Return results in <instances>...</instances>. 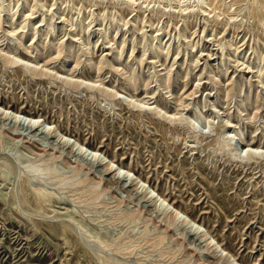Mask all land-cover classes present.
<instances>
[{"label":"rangeland","instance_id":"1","mask_svg":"<svg viewBox=\"0 0 264 264\" xmlns=\"http://www.w3.org/2000/svg\"><path fill=\"white\" fill-rule=\"evenodd\" d=\"M0 55V264H264V0H0Z\"/></svg>","mask_w":264,"mask_h":264},{"label":"bare ground","instance_id":"2","mask_svg":"<svg viewBox=\"0 0 264 264\" xmlns=\"http://www.w3.org/2000/svg\"><path fill=\"white\" fill-rule=\"evenodd\" d=\"M0 56H1V55H0ZM1 57H2L4 60H6L7 62H10V63H12V64H17V65H19V66H24V67H25L27 70H29L30 72H36V69H39V67H37V66H30V65H27V63L25 64L24 62H21L20 60H19V61H18V60H13L12 58H11L12 60H11V59L8 60L7 57H3V56H1ZM6 58H7V59H6ZM40 69H41V68H40ZM41 71H44V72L48 73L46 70H42V69H41ZM49 73H50V72H49ZM51 73H52V72H51ZM51 73H50V74H51ZM78 82H79V81H78ZM84 83H85V82H84ZM86 84H89V83H86ZM79 85H83V83L80 82ZM84 86H85V84H84ZM86 86H87V85H86ZM113 92H114V91H113ZM117 95H119V94H117ZM117 97H118V99L120 98L119 96H117ZM128 106L131 107V108H135V105H134L133 103H131L130 101H129V103H128ZM139 108H140V107H139ZM1 109H2V108H1ZM1 109H0V112H1L0 115H1V116L7 117V115L10 114V115H9V118L11 117V113H12V112L10 113L8 110L2 111ZM8 112H9V113H8ZM13 115H14V114H13ZM18 115H19V114H18ZM14 117H15V118H14ZM14 117L12 116L11 118H14V120H16V121L19 120V117H18L17 115H15ZM37 118H38V119H37ZM25 119H26V118H25ZM28 120H29V122H27V123H28V125H29V128H32V127L36 126L37 124H39V117H36V119H35V118H30V119H28ZM40 122L42 123V121H40ZM228 125H229V124H228ZM228 125H226V127H227ZM38 126H39V125H38ZM38 126H37V127H38ZM41 126H42V125H41ZM41 126H40V127H41ZM228 127H229V128H230V127L232 128L233 126L230 125V126H228ZM44 130H47V129L44 128ZM44 130H43V131H44ZM200 131H201V130H200ZM192 132H193V131H192ZM200 133H202V132H200ZM204 133H206V131H205ZM202 136H203L202 138L207 137L206 134H203ZM204 139H205V138H204ZM61 141H62V139H61ZM63 141H67V140H64V139H63ZM68 142H69V140H68ZM63 143L66 144L67 142H66V143L63 142ZM69 143H70V142H69ZM251 144H252V143L248 144V146L245 148V153H244V155H245V154H247V155H248V154H251V155H252V154H257V153L259 152V151H258V148H257V147H254V148L251 147V146H250ZM70 145H71V147H73L71 143H70ZM73 145H75V144L73 143ZM75 147H76V146H75ZM249 147H251L252 149H250ZM82 148H83V147H82ZM82 148H81V151H82V155H83V154H84L83 152H85V151H83L85 147H84L83 149H82ZM247 148H248V149H247ZM74 149H75V148H74ZM78 149H79V147H78ZM229 149H230V148H229ZM81 151H80V152H81ZM71 152H72V151H71ZM73 152H74V151H73ZM75 152H76V151H75ZM87 152H88V151H86V154H85V155H87ZM97 152H98V151H97ZM97 152L92 151V152H91V156H92V157H91L90 155H88V156H90V160H92V162H93L92 164L96 165L95 163H97V162H101V163L103 164L102 161L104 160V158H102L103 160L101 161V155L99 154V155H100V156H99L100 160H99ZM88 153H89V152H88ZM78 154H80L79 151H78ZM89 154H90V153H89ZM81 157H82V156H81ZM83 157H84V156H83ZM105 159H106V158H105ZM108 160H109V159H108ZM108 160H106V161H108ZM111 161H112V160H110V161H108V162H105V161H104V163H106V164H104V166H105V165L107 166V167L105 168V169H106L105 172H106V173H112V174H113V178L111 179V181L119 182V183H120V180H121L122 178H124V176H125L124 174H125L126 172H125L124 174H123L121 171L119 172L120 174H119L118 172L116 173L115 171L117 170V167L115 166V168H116V169H115L114 166H113V164H112L113 161H112V162H111ZM97 164H100V163H97ZM94 165H93V166H94ZM96 166H97V165H96ZM119 170H120V169H119ZM119 170H118V171H119ZM123 172H124V171H123ZM100 173H101V172H100ZM117 174H118V175H117ZM122 174H123V175H122ZM130 175H131V174H130ZM136 179H137V178H136ZM142 182H143V181H142ZM111 184H112V183H111ZM117 184H118V183H117ZM135 184H136V183H135ZM128 187H129V186H128ZM145 187H146V186H145ZM145 187L143 186V188H145ZM143 188L141 189L142 191H143ZM147 188H148V187H147ZM137 190L139 191V189H137ZM146 190H147V189H145V191H146ZM145 191H144V192H145ZM150 191H151V190H150ZM153 191H154V190H152V192H153ZM144 192H143V193H144ZM148 192H149V191H147V193H148ZM147 193H146V196H147ZM150 194H151V192H150ZM150 194L148 193V195H150ZM151 197H152V196H151ZM153 197H155V195H154ZM147 198L149 199V197H147ZM154 199H155V198H153V200H154ZM158 199H159V198H158ZM159 200H160V199H159ZM154 201H155L156 204H157V202H158V201H157V195H156V199H155ZM163 201H164V202L166 201L165 198H163L161 202H163ZM154 204H155V203H154ZM160 204H161V203H160ZM164 204H165V203H164ZM161 205H163V204H161ZM167 205H168V204H167ZM155 206H156V205H155ZM157 206H158V205H157ZM158 207H159V206H158ZM169 207H170V205H169ZM171 207H172V206H171ZM171 207H170V208H171ZM162 208H163V206H162ZM165 208H166V207L164 206V209H165ZM166 209H167V208H166ZM175 209H176V208H175ZM177 210H178V209H177ZM177 210L174 212V210H173V208H172V209L170 210L169 213L172 214V215L174 216L173 219L177 218L178 220H180V218H178L179 216L177 217V215H179L178 213H180V212H177ZM164 211H165V210H164ZM164 211H163V212H164ZM181 214H182V213H181ZM177 219H176V220H177ZM184 219H185V216H184ZM182 221H183V220H182ZM186 221H187V220H186ZM192 221H193V220H192ZM180 223L183 224L184 222H181V221H180ZM187 223H188V221H187ZM187 223H186V225H187ZM194 223H195V224H194ZM191 224H192V223H188V225H187L188 228L191 226ZM193 224H194V226H195V225H196V222H193ZM193 224H192V226H193ZM189 225H190V226H189ZM192 226H191V227H192ZM191 227H190V228H191ZM197 227H198V226H197ZM192 228H193V227H192ZM192 228H191V230H193V232H194L196 229L194 230V229H192ZM199 228H200V226H199ZM198 230H199V229H198ZM196 232H197V231H196ZM191 233H192V232H191ZM199 233L201 234V231H200ZM199 233H197V234L200 235ZM192 234H193V233H192ZM194 234H195V233H194ZM205 240H206V239H205ZM208 245H209V243H208Z\"/></svg>","mask_w":264,"mask_h":264},{"label":"water","instance_id":"3","mask_svg":"<svg viewBox=\"0 0 264 264\" xmlns=\"http://www.w3.org/2000/svg\"><path fill=\"white\" fill-rule=\"evenodd\" d=\"M19 120H21V121H23V122H28V119H25V118H23V117H19ZM151 195L154 196V193H152Z\"/></svg>","mask_w":264,"mask_h":264}]
</instances>
